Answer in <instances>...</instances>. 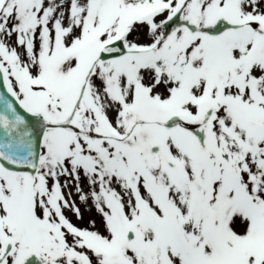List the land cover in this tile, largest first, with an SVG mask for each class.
I'll list each match as a JSON object with an SVG mask.
<instances>
[{"label":"snow or ice","instance_id":"6c2138e0","mask_svg":"<svg viewBox=\"0 0 264 264\" xmlns=\"http://www.w3.org/2000/svg\"><path fill=\"white\" fill-rule=\"evenodd\" d=\"M0 264H264V0H0Z\"/></svg>","mask_w":264,"mask_h":264},{"label":"rangeland","instance_id":"374dc122","mask_svg":"<svg viewBox=\"0 0 264 264\" xmlns=\"http://www.w3.org/2000/svg\"><path fill=\"white\" fill-rule=\"evenodd\" d=\"M77 203L79 204V202H77ZM80 207H81V212L83 213V216H84V221L83 222L76 221L75 217L72 215L71 212H69L68 215L73 220L74 223H77L80 226H86L87 220L90 217H95V212H94V210H90V209L86 208L84 205H80Z\"/></svg>","mask_w":264,"mask_h":264}]
</instances>
